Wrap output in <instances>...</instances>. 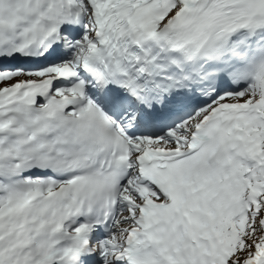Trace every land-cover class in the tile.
Here are the masks:
<instances>
[{
  "label": "snow or ice",
  "instance_id": "obj_1",
  "mask_svg": "<svg viewBox=\"0 0 264 264\" xmlns=\"http://www.w3.org/2000/svg\"><path fill=\"white\" fill-rule=\"evenodd\" d=\"M0 264H264V0H0Z\"/></svg>",
  "mask_w": 264,
  "mask_h": 264
}]
</instances>
